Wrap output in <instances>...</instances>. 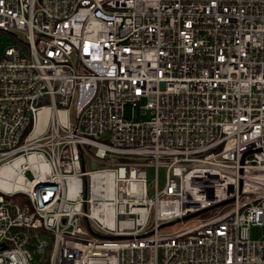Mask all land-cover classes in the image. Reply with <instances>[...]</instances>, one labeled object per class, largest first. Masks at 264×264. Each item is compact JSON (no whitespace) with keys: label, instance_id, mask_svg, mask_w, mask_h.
Masks as SVG:
<instances>
[{"label":"built area","instance_id":"1","mask_svg":"<svg viewBox=\"0 0 264 264\" xmlns=\"http://www.w3.org/2000/svg\"><path fill=\"white\" fill-rule=\"evenodd\" d=\"M0 32V264H264V0H0Z\"/></svg>","mask_w":264,"mask_h":264},{"label":"rangeland","instance_id":"2","mask_svg":"<svg viewBox=\"0 0 264 264\" xmlns=\"http://www.w3.org/2000/svg\"><path fill=\"white\" fill-rule=\"evenodd\" d=\"M17 34V33H16ZM18 36H22L21 34H17ZM16 43V40L14 38V36L10 33L7 32H0V55H2V53L4 52V50L9 47V46H13ZM109 161H112L113 159H108ZM155 173V169L153 167L151 168H147V179H148V183L150 184V182L153 180V176ZM158 175H159V187L162 188L165 185V179H166V169L165 168H159L158 171ZM150 196L153 195L152 191H150L149 193ZM222 207H217L214 208L212 210H209L207 212L201 213L195 217L197 221L194 223L189 222L188 224H185V222H188L189 220H191L192 218L186 219L184 221V223H176L174 225H163L164 223H161L160 229H159V234L163 235L166 233H170L172 231L181 229V228H190L192 226H194L195 224H198L202 221H206L208 218L212 217L214 215V213L218 212ZM227 209L225 208L223 211H226ZM185 228V229H186ZM260 233H264V229H259ZM147 234L154 235L153 233V229H150Z\"/></svg>","mask_w":264,"mask_h":264},{"label":"water","instance_id":"3","mask_svg":"<svg viewBox=\"0 0 264 264\" xmlns=\"http://www.w3.org/2000/svg\"><path fill=\"white\" fill-rule=\"evenodd\" d=\"M92 167L95 168V164H92ZM189 217H190V216L185 217V218H183V219H188ZM180 221H181V219L176 220V221H174V222H170V223H168L167 225H174L175 223H178V222H180Z\"/></svg>","mask_w":264,"mask_h":264}]
</instances>
